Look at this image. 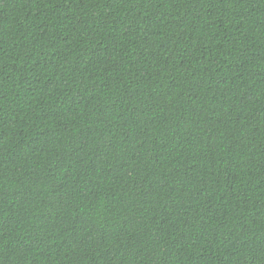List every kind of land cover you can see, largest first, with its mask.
I'll return each instance as SVG.
<instances>
[{
	"label": "trees",
	"instance_id": "1",
	"mask_svg": "<svg viewBox=\"0 0 264 264\" xmlns=\"http://www.w3.org/2000/svg\"><path fill=\"white\" fill-rule=\"evenodd\" d=\"M0 264H264V0H0Z\"/></svg>",
	"mask_w": 264,
	"mask_h": 264
}]
</instances>
